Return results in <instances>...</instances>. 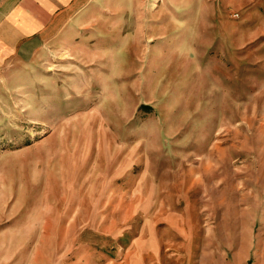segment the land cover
<instances>
[{
  "label": "rangeland",
  "instance_id": "374dc122",
  "mask_svg": "<svg viewBox=\"0 0 264 264\" xmlns=\"http://www.w3.org/2000/svg\"><path fill=\"white\" fill-rule=\"evenodd\" d=\"M93 9L0 72V264H264V0Z\"/></svg>",
  "mask_w": 264,
  "mask_h": 264
},
{
  "label": "crops",
  "instance_id": "0c3cea01",
  "mask_svg": "<svg viewBox=\"0 0 264 264\" xmlns=\"http://www.w3.org/2000/svg\"><path fill=\"white\" fill-rule=\"evenodd\" d=\"M94 3L95 0H0V72L6 62H29L31 54L45 50L52 42L66 40L78 49L77 34L89 28L88 21L95 16ZM143 16L137 13V44L144 34ZM147 38L152 40V35ZM131 60L137 62L136 58Z\"/></svg>",
  "mask_w": 264,
  "mask_h": 264
}]
</instances>
